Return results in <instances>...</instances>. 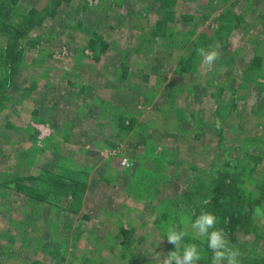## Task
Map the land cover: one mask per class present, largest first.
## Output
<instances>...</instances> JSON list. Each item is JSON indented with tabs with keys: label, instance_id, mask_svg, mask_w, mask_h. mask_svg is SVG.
Instances as JSON below:
<instances>
[{
	"label": "rangeland",
	"instance_id": "obj_1",
	"mask_svg": "<svg viewBox=\"0 0 264 264\" xmlns=\"http://www.w3.org/2000/svg\"><path fill=\"white\" fill-rule=\"evenodd\" d=\"M57 1L0 0V264H161L167 225L211 263L189 225L214 180L253 152L264 173V0ZM250 214L227 238L264 264Z\"/></svg>",
	"mask_w": 264,
	"mask_h": 264
},
{
	"label": "trees",
	"instance_id": "obj_2",
	"mask_svg": "<svg viewBox=\"0 0 264 264\" xmlns=\"http://www.w3.org/2000/svg\"><path fill=\"white\" fill-rule=\"evenodd\" d=\"M72 0H58L55 5L54 12L56 9L62 6L64 2H71ZM6 12V11H5ZM32 12V11H31ZM35 13V11L33 12ZM41 20L36 23L39 25ZM35 25V26H36ZM7 34L10 37L21 40L25 35L26 31L14 29L7 21L4 23ZM22 54H18L10 59V66H8V72L6 75V84L12 82L15 73L17 71L16 64L21 61ZM259 61V58L254 59V63ZM263 156L258 152L247 153L244 159L239 164L234 165L232 169H226L219 173L217 178L214 180V185L211 187L210 196L204 211L213 213L217 218V224L222 229L226 236H233L237 231L246 225L245 220L251 215L253 209L260 207L264 199V190H259L264 187V173L261 176V181L256 182V178L247 176L246 178L241 175L240 171H246L247 169L253 174L258 165L262 164ZM250 162L249 167H246V162ZM228 167V166H227ZM55 180V179H53ZM57 182V180H55ZM57 182V186L59 187ZM64 183H61V188H64ZM262 198V199H261ZM125 240L129 239L130 233L126 230H121ZM210 252V249L207 250ZM199 264H211L210 260L206 259L201 255ZM251 264H261L254 262Z\"/></svg>",
	"mask_w": 264,
	"mask_h": 264
},
{
	"label": "clouds",
	"instance_id": "obj_3",
	"mask_svg": "<svg viewBox=\"0 0 264 264\" xmlns=\"http://www.w3.org/2000/svg\"><path fill=\"white\" fill-rule=\"evenodd\" d=\"M220 48L221 45L217 42L209 49L203 47L196 49L200 57L201 74L210 71L220 59ZM189 226L194 238L206 241L212 253L211 264H240L241 252L231 245L225 232L217 228V218L213 213L202 211ZM164 234L167 242L174 246V250L166 254H156L161 264H199L201 253L197 244L184 242L187 232L178 231L173 225H167Z\"/></svg>",
	"mask_w": 264,
	"mask_h": 264
},
{
	"label": "crops",
	"instance_id": "obj_4",
	"mask_svg": "<svg viewBox=\"0 0 264 264\" xmlns=\"http://www.w3.org/2000/svg\"><path fill=\"white\" fill-rule=\"evenodd\" d=\"M71 3H74V0H72L71 2H64L63 4H62V6L60 7L61 9L63 8V7H65L67 4H71ZM116 4H118V0H116ZM162 21V20H161ZM167 23V25L169 26V27H172L173 25H172V22L171 21H169V22H166ZM176 23V21L173 23V24H175ZM174 37V36H173ZM93 43V42H92ZM97 62L99 61L100 62V59H99V57H97ZM83 88H86V87H83ZM159 120V119H158ZM160 121V120H159ZM50 122V121H49ZM51 123H53V122H51ZM48 141V139L46 140V142ZM71 159H69V158H67V161H70ZM86 168L84 167V166H82L81 167V169H79L78 168V170L79 171H83V172H86V170H85ZM49 171H50V169H49ZM71 171H73V170H71ZM52 178V177H51ZM67 178H69V177H67ZM72 180V182L71 183H90V182H88L89 181V177L88 178H86V177H83V178H81V180L82 181H80V180H78V179H76V180H74V179H71ZM88 180V181H87ZM61 183H65L64 181H61Z\"/></svg>",
	"mask_w": 264,
	"mask_h": 264
},
{
	"label": "built area",
	"instance_id": "obj_5",
	"mask_svg": "<svg viewBox=\"0 0 264 264\" xmlns=\"http://www.w3.org/2000/svg\"><path fill=\"white\" fill-rule=\"evenodd\" d=\"M126 161H127V160H126ZM126 161H125V162H126Z\"/></svg>",
	"mask_w": 264,
	"mask_h": 264
}]
</instances>
